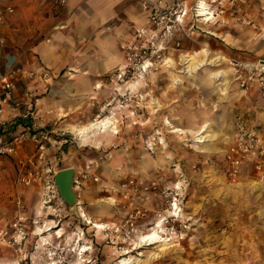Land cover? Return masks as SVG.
Wrapping results in <instances>:
<instances>
[{
  "label": "rangeland",
  "instance_id": "1",
  "mask_svg": "<svg viewBox=\"0 0 264 264\" xmlns=\"http://www.w3.org/2000/svg\"><path fill=\"white\" fill-rule=\"evenodd\" d=\"M200 1L171 0L165 4L158 0L169 10L167 22L175 21L184 10L187 15L181 23L159 26L153 38L150 35L141 43L136 41L137 48H129L127 60L132 71L137 63L143 64L148 59L154 64L143 73L140 67L135 76L128 72L124 82L142 79L143 89L147 88L149 107L158 104L162 108L158 99V102L156 99L151 102L150 92L155 87V73L164 72L166 77L157 80L158 90L167 86L179 103H182L183 96L189 98L190 101H186L190 105L184 119L209 120L215 136L211 129L207 131L211 136L206 141L196 137L195 129L184 133L171 132L166 119L169 131L174 134L158 126L161 132L172 136L167 140L168 144L159 140L155 143L150 139L154 130L141 124L135 133L128 125L132 121H126L124 126L117 128L120 130L118 134L111 131L117 134L114 141L100 145L102 149L97 153L93 147V150L90 146L85 148L81 140L80 145L75 144L78 149L65 156L62 149L56 147V141L50 138L42 140L39 135L35 139L31 131L29 137H22L18 146L15 137L26 130H18L15 126L10 131V125L5 128L6 124L0 123L1 143L12 138L5 146L22 149L28 140L36 144L35 155L25 158L16 167L17 177L10 183H6L4 178L0 180V188H19L16 195L22 196V201L18 205L16 200V206L28 208L31 213L29 216L18 214L2 222L0 228L8 227L19 216L24 217L28 236L21 249L6 243L0 236V264H72L81 256L83 245L89 247L83 253V264H264V179L261 178L264 172L259 173L255 169L254 175L249 164L243 174L232 181L224 176L222 164L227 136L231 137L233 133L234 120L250 114L254 122L248 123L264 134V106L255 97L254 88L247 92L241 88L228 92L227 81L223 85L228 90L223 93L217 86L219 81H224L223 76L220 79L210 76L222 61L229 62L227 56L264 57L260 56L264 55V39L256 36V31L264 30V0H204L215 13L213 23H206L198 15ZM254 22L259 29L253 27ZM209 31H215L218 36ZM228 36L235 44L226 43L230 42ZM204 47L210 48L212 56L224 55V58L215 64H206L194 74L183 71V82L175 83L174 73L185 67L182 54L202 57ZM130 53L133 60H129ZM169 57L176 60V69L166 63ZM234 91L236 95L232 97ZM138 96L133 89L125 88L118 90L107 103L116 97L113 102L118 106L127 102L134 104ZM14 101L18 102L17 99ZM99 115L101 119L104 116L100 112L86 123ZM176 116L175 112L174 118L181 119ZM145 122L150 123L149 118ZM38 150L40 153L47 151L41 158ZM100 152L108 161L116 160L111 171L105 172L108 161L91 167L92 159ZM13 153L0 152L8 157ZM163 155L168 157L167 163L160 160ZM75 163L79 170L75 174L74 187L79 197L75 208L68 209L57 191L55 171L66 166L74 167ZM109 197L114 198V203L108 201ZM80 206L93 221L107 226L102 230L94 227L81 216ZM37 208H41V214L33 215L32 209L37 212ZM50 219L54 221V231L62 228L63 233L59 237L54 231L50 235L45 230ZM158 220L163 221L160 231L170 245L165 250L161 249L162 242L150 243L144 239ZM39 226L48 236L42 245L41 234L37 231Z\"/></svg>",
  "mask_w": 264,
  "mask_h": 264
},
{
  "label": "crops",
  "instance_id": "2",
  "mask_svg": "<svg viewBox=\"0 0 264 264\" xmlns=\"http://www.w3.org/2000/svg\"><path fill=\"white\" fill-rule=\"evenodd\" d=\"M156 2L158 0H13L15 12L5 22L0 23V38L5 39V43H0V79L8 78L16 82L15 94L18 102L13 100L4 105L0 116L2 124H6L4 127L10 125L9 129L12 131L17 126L18 130H26L24 134L28 137L31 131L42 140L53 139L58 143L56 147L61 148L63 154L68 156L78 149L75 144L81 143V140L85 148L90 146L96 152L117 137L118 133L111 132L99 141L85 140L79 136L78 129L100 112L104 114L102 118H111L118 128L124 126L126 121H132L128 125L132 126L135 133L141 124L146 125L149 130H154L150 139L164 144H168L167 140L174 134L169 131L166 119L187 131L197 130L196 128L210 122L207 119L202 122L198 118L187 121L184 119L185 111L190 105L186 100H190L182 95V103H179L167 86L158 90L157 80L159 77H166L164 72L155 73V87L150 92L151 102L158 99L162 108L158 104L149 107L147 88L143 89V80L136 85H130L129 81L124 82L118 76L121 68L128 67L129 48L136 47V41L141 43L143 39L150 37L152 27L147 25V18ZM163 2L167 4L171 0ZM142 29L146 30L143 37L138 35ZM228 37L230 43L223 37L222 40L228 45L235 44L232 37ZM224 65L231 68L227 85L229 90H226L239 91L240 82L236 80V68L230 62L222 61L221 67ZM125 88H131L139 95L134 104L127 102L118 106L113 102L107 105V101L118 90L123 91ZM254 91L255 97L264 106V95L258 89ZM232 95L234 97L236 91ZM175 112L176 117L181 119L174 118ZM244 117L250 124L254 122L250 114ZM147 118L150 120L148 124L145 122ZM158 126L172 135L161 132ZM210 129L211 132L214 131L212 122ZM257 130L264 136L259 128ZM236 133L234 120L233 133L231 137L227 136V148L222 155L224 176L232 181L234 179L228 176L227 165L229 154L236 144ZM212 135L215 136L213 132ZM19 145L21 144L18 143ZM18 146L10 157L0 154V180L4 178L6 183L17 177L16 167L19 163H23L25 158H32L36 153V144L31 140L26 141L22 149ZM46 151L40 153L38 150L41 158ZM109 157L114 158L110 154ZM93 159L91 167L108 161L102 152ZM166 159L168 157L165 155L160 157V160ZM115 161L112 159L106 162L105 172L112 170ZM76 164L74 167L77 172L79 165ZM250 172L256 174L254 164L250 165ZM18 189L0 188V226L3 221L10 220L15 215L31 214L27 211L28 208L16 206V200L18 205L22 201V196L16 195ZM32 210L33 215L41 214V208L37 212L36 209ZM51 222H54L53 219H50ZM37 231L41 234V245L46 243L48 236L44 235L45 230L39 226ZM47 231L53 235L54 230ZM58 231H54V234L59 237L61 234Z\"/></svg>",
  "mask_w": 264,
  "mask_h": 264
},
{
  "label": "built area",
  "instance_id": "3",
  "mask_svg": "<svg viewBox=\"0 0 264 264\" xmlns=\"http://www.w3.org/2000/svg\"><path fill=\"white\" fill-rule=\"evenodd\" d=\"M62 2H65V0H62ZM168 11V8L162 6L161 2H156L154 4L151 13L147 18V25L152 27V38L157 34L156 28L159 26H173V23H180V16H177L175 21L172 23L167 22L166 18H168ZM14 12L15 5L13 4V0H0V23L5 22ZM184 12L182 14H184ZM169 20L171 21L172 19L169 18ZM253 27L256 30L260 28L255 22L253 23ZM145 31V29L140 30L138 35L142 36ZM256 36L264 39V30L261 28L258 32L256 31ZM0 43H5V39L3 37L0 38ZM154 51L155 50L153 49L152 52ZM129 60H133L131 53L129 54ZM229 62L236 68V80L240 82V88L244 92L254 88L258 89L260 93L264 95V57H257L255 59L230 58ZM137 65L138 66L135 67L134 71L129 69V67L123 69L121 68L118 74L119 78L124 80L128 72L132 73V76H135V74L138 73V69L143 66V64L139 63H137ZM15 89L16 82L14 80L8 78L0 79V116H2L4 111V104L9 103L12 100H16ZM118 94H120V92ZM115 99L116 97H114L112 101H109L107 105H111ZM98 117H100V115ZM0 123H2L1 119ZM236 132V144L232 148L228 157L229 162L227 170L229 175L233 179H238L249 164H254L256 171L263 173L264 136L255 127L251 126L242 116H240L236 121ZM24 136L25 134L23 133L21 136L15 137V141H17V143L22 142V137ZM33 137L37 139L38 136L34 135ZM1 142L2 138H0V152L12 153L15 151L16 146H5L2 145ZM40 148L43 149L44 145L41 144ZM261 178L264 179V175ZM131 215L133 216V214ZM34 221L36 223L38 222V220ZM0 236L6 243L13 246H19L21 249L24 244V240H26L28 236L25 218L19 216L18 218H15L8 227H1Z\"/></svg>",
  "mask_w": 264,
  "mask_h": 264
},
{
  "label": "bare ground",
  "instance_id": "4",
  "mask_svg": "<svg viewBox=\"0 0 264 264\" xmlns=\"http://www.w3.org/2000/svg\"><path fill=\"white\" fill-rule=\"evenodd\" d=\"M208 2L202 0L200 1V6L198 8V15L202 16V19L206 22V23H213V20L215 18V13L213 12V10L211 11L210 8L207 5ZM187 15V12H184V14H181L179 17V22H183L184 21V17ZM210 33L217 35V33L215 31H209ZM218 36V35H217ZM230 43V42H229ZM202 52L204 53V56H200V55H196V54H187V53H183L182 54V60L183 63L185 64L184 69L179 70L177 72H175V83H179V82H183V71H187L190 72V74H194L195 72H198V70H200L201 68H203L206 64H215L216 61H220L222 60V58H224V55H218V56H212V51L210 50V48L208 47H204L202 49ZM226 57V56H225ZM220 58V59H219ZM219 59V60H218ZM176 61V60H175ZM175 61L173 58L169 57L166 58V63L169 64V66L173 67V68H177ZM154 63L151 60H146L143 63L142 66V73L147 71L148 68L153 65ZM219 64V63H218ZM217 64V65H218ZM230 70L231 68L226 66H222L220 67V65H218V67L216 68V70H212L210 72V76L212 78H217L220 79V76H223V81H219L217 83V86L219 87L220 90L223 91V93H226V87H224V85L227 83L228 78L230 76ZM141 73V74H142ZM140 74V75H141ZM139 75V76H140ZM142 79L135 81H129L128 83H130V85H136L137 82H142ZM223 83H225L223 85ZM168 124L171 126V132L174 133H184L186 130L184 128H181L177 125H173V123L171 122V120H168ZM117 125L112 121L111 118L107 117V118H96L95 120H93L92 122H90L89 124L85 125L84 127L78 129V134H80L82 136L83 139L85 140H94V141H99L102 138H104L105 136L108 135V132H114L117 133L119 132V130L117 129ZM190 131V130H189ZM210 122L205 123L204 125H201L200 128L198 130H194V132L196 133V137L200 140V141H206L207 139H209V136H211L210 132ZM205 132H207L205 134ZM152 144V143H151ZM100 147V146H99ZM261 177H263V175L261 174ZM108 201L110 203H114V198L113 197H109ZM80 214L81 216H83L88 222L92 223V225L96 228H98L99 230L104 229L107 225L103 222H99V221H93L86 213V211L83 208H80ZM52 223H47L46 225V229L45 230H53L55 225H52ZM163 226V221L162 220H158L157 225L155 227H153L152 231H150L149 233H147L146 235H144V239L148 240L150 243H156V242H162L161 245V249L165 250L166 248H168L170 245L167 243V241H165L166 239H163V235L160 231L161 227ZM62 229V228H61ZM61 229L58 231L59 234H62L63 232L61 231ZM43 231V230H42ZM84 247L82 248V253L80 254L81 256H79L74 263L72 264H83L82 261L84 260V252L88 251L89 247L86 245H83ZM81 249V248H80ZM127 258H124V261H126Z\"/></svg>",
  "mask_w": 264,
  "mask_h": 264
},
{
  "label": "water",
  "instance_id": "5",
  "mask_svg": "<svg viewBox=\"0 0 264 264\" xmlns=\"http://www.w3.org/2000/svg\"><path fill=\"white\" fill-rule=\"evenodd\" d=\"M76 169L73 166L60 168L55 173V185L60 197L66 202L68 209L77 205L78 195L74 189Z\"/></svg>",
  "mask_w": 264,
  "mask_h": 264
},
{
  "label": "trees",
  "instance_id": "6",
  "mask_svg": "<svg viewBox=\"0 0 264 264\" xmlns=\"http://www.w3.org/2000/svg\"><path fill=\"white\" fill-rule=\"evenodd\" d=\"M14 139V138H13ZM8 141H12V138L11 139H8L6 142H4V143H2V145H6V143L8 142Z\"/></svg>",
  "mask_w": 264,
  "mask_h": 264
}]
</instances>
